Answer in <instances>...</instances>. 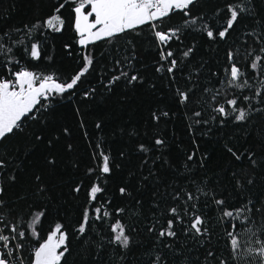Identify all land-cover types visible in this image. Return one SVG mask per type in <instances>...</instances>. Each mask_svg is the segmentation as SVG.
<instances>
[{
	"label": "trees",
	"instance_id": "1",
	"mask_svg": "<svg viewBox=\"0 0 264 264\" xmlns=\"http://www.w3.org/2000/svg\"><path fill=\"white\" fill-rule=\"evenodd\" d=\"M84 1L0 0V77L62 88L0 141L22 258L55 234L56 264H264V0L80 46Z\"/></svg>",
	"mask_w": 264,
	"mask_h": 264
},
{
	"label": "rangeland",
	"instance_id": "2",
	"mask_svg": "<svg viewBox=\"0 0 264 264\" xmlns=\"http://www.w3.org/2000/svg\"><path fill=\"white\" fill-rule=\"evenodd\" d=\"M154 19L145 11L143 0H85L75 9L78 44L85 46ZM26 84L28 89L36 85L28 78Z\"/></svg>",
	"mask_w": 264,
	"mask_h": 264
},
{
	"label": "water",
	"instance_id": "3",
	"mask_svg": "<svg viewBox=\"0 0 264 264\" xmlns=\"http://www.w3.org/2000/svg\"><path fill=\"white\" fill-rule=\"evenodd\" d=\"M18 84L21 94L15 97L9 94V83L0 85V141L12 133L17 124L33 114L39 100L45 94L62 89L54 81H42L28 89L24 75L18 77ZM60 240H62V236L58 240L55 234L49 236L33 255L31 264L58 263V251L62 246ZM0 264H5L1 258Z\"/></svg>",
	"mask_w": 264,
	"mask_h": 264
},
{
	"label": "built area",
	"instance_id": "4",
	"mask_svg": "<svg viewBox=\"0 0 264 264\" xmlns=\"http://www.w3.org/2000/svg\"><path fill=\"white\" fill-rule=\"evenodd\" d=\"M153 9L160 11L163 9V5L160 2H156L152 5ZM145 9L148 7L145 5ZM152 22V20H151ZM158 40L161 43L169 41V37L163 34L157 35ZM23 75L22 73L15 75H8L7 77H0V85L9 83V94L13 97L21 94L18 77ZM20 123L15 126L18 128ZM23 239L22 233H20L13 224H7L0 217V258L5 264H28L27 259L22 258L17 250L18 242ZM37 251L36 246H32L28 249L27 256H32Z\"/></svg>",
	"mask_w": 264,
	"mask_h": 264
},
{
	"label": "crops",
	"instance_id": "5",
	"mask_svg": "<svg viewBox=\"0 0 264 264\" xmlns=\"http://www.w3.org/2000/svg\"><path fill=\"white\" fill-rule=\"evenodd\" d=\"M191 1L192 0H143V2H145V5L148 7V9H145V11L148 13V16H150V18L161 17L171 9L187 6ZM156 2L162 3L163 5L162 10L156 11L153 9L152 5Z\"/></svg>",
	"mask_w": 264,
	"mask_h": 264
},
{
	"label": "flooded vegetation",
	"instance_id": "6",
	"mask_svg": "<svg viewBox=\"0 0 264 264\" xmlns=\"http://www.w3.org/2000/svg\"><path fill=\"white\" fill-rule=\"evenodd\" d=\"M58 240V239H57Z\"/></svg>",
	"mask_w": 264,
	"mask_h": 264
}]
</instances>
